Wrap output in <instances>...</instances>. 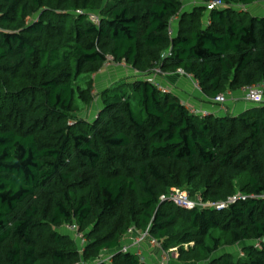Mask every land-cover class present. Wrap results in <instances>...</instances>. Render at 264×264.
Here are the masks:
<instances>
[{
    "label": "trees",
    "instance_id": "obj_1",
    "mask_svg": "<svg viewBox=\"0 0 264 264\" xmlns=\"http://www.w3.org/2000/svg\"><path fill=\"white\" fill-rule=\"evenodd\" d=\"M186 1L0 0V264H109L106 251L111 264H153L119 251L131 228L177 249L179 264H264V107L195 115L148 80L181 69L216 108L264 83V16ZM109 58L137 75L98 92ZM97 98L94 121L78 114ZM172 188L240 198L185 210L161 201ZM73 224L82 253L61 231Z\"/></svg>",
    "mask_w": 264,
    "mask_h": 264
},
{
    "label": "built area",
    "instance_id": "obj_2",
    "mask_svg": "<svg viewBox=\"0 0 264 264\" xmlns=\"http://www.w3.org/2000/svg\"><path fill=\"white\" fill-rule=\"evenodd\" d=\"M199 0H191L190 3L194 5H199ZM208 13H210L213 10L223 9L224 7H235L241 11H247L248 7L243 5H227L224 2L220 0H213L208 3L203 4ZM183 11V10H182ZM94 20L95 18L92 17ZM180 15L175 16L171 19L168 27V34L170 38L172 39L175 36L177 24L179 22ZM168 57L171 56V52L167 53ZM109 65L113 64V59L109 58ZM122 66H125V63L120 64ZM164 75V72L158 67L153 70L154 77L149 78L148 80L153 82L158 86L160 90L163 92H170L169 89L165 88L161 83L158 81L160 75ZM178 75L187 77L193 81V84L197 90L200 91V86L196 80L191 75H187L183 70H178ZM156 76H158V79H156ZM244 100L248 103H252L254 105L258 106H264V83H261L259 85H250L246 86L241 89ZM233 98V93L228 92L227 94H221L217 98L213 100V103L217 104L219 112L222 111V113L228 112L227 103L229 99ZM190 112L195 115H201V116H208L213 114L212 112L204 109H197L196 107H189ZM239 196H235L232 198H229L227 201H221V202H204L202 198L199 196V198L194 199L191 197V195L180 188H172L169 193L162 196L161 201L162 202H168L172 203L173 205L185 209V210H194V209H214V210H224L230 207V205L236 203L238 201ZM264 199V196L261 197ZM65 229L73 235V237L76 239V241L79 243L80 246V252L82 253L84 250V247L86 246V239L83 232L80 231L79 227L75 224L65 226ZM136 229L131 228L127 231L124 238H122V247L119 250L122 253H134L137 256L141 258L143 262L146 263L144 251H143V244L146 243L151 249L158 248L161 252V257L157 262L159 264H172V252H177V249H171L169 251L163 250L160 243L152 238L149 234V232L140 233L136 231ZM135 233V234H134ZM114 252L106 251L104 252L103 256L100 258V260L104 263L111 264L114 259ZM76 264H95V263H85V261L82 259L79 263ZM150 264V263H146Z\"/></svg>",
    "mask_w": 264,
    "mask_h": 264
},
{
    "label": "crops",
    "instance_id": "obj_3",
    "mask_svg": "<svg viewBox=\"0 0 264 264\" xmlns=\"http://www.w3.org/2000/svg\"><path fill=\"white\" fill-rule=\"evenodd\" d=\"M190 6H191V3L189 1L186 4V9H188ZM250 10L253 11L254 16H259V17L264 16V2H260V3L249 6L248 11ZM166 79L169 80L170 84L174 86L173 88H169L170 91L171 92L174 91L178 96H180V98H182L181 101L185 103L188 107H196L197 109L208 110L215 114H218V113L224 114L222 113V111L219 112L218 107L216 108L213 104L211 103L207 104V103L202 102V100H200L202 98V93L195 88L193 81L191 79L184 77V76H180L177 73L176 74L167 73ZM164 80L158 79L161 85H163L165 88L168 89L167 80L166 81ZM192 93H194L195 95L192 96ZM188 94H190V96ZM226 106L228 109H230V112H233L236 115H239L247 110L259 107L258 105H254L252 103L246 102L244 100V95L242 91L233 93V98L228 100V103Z\"/></svg>",
    "mask_w": 264,
    "mask_h": 264
},
{
    "label": "rangeland",
    "instance_id": "obj_4",
    "mask_svg": "<svg viewBox=\"0 0 264 264\" xmlns=\"http://www.w3.org/2000/svg\"><path fill=\"white\" fill-rule=\"evenodd\" d=\"M189 1H191V0H187L186 2H184V6L189 2ZM194 6H196V5H194L193 3L191 4V6L189 7V9H187V10H190V8L191 7H194ZM184 10V9H183ZM249 14L251 15V16H254V14H253V11H249ZM112 65V64H111ZM118 66H120L121 68H126V70H121V69H119V68H116V67H118ZM112 67H115V68H113L112 70H110V66L107 68V69H104L102 72H101V77H100V79H99V84H98V86H97V91L98 92H100V91H102V90H104V89H106V87H108V86H111V85H113V84H115V83H117V82H120V81H122L123 79H127L129 76H134V75H137V72L135 73V72H133L132 71V69L129 67V66H127V65H125V66H122V65H116V66H113L112 65ZM149 75V74H148ZM150 75L151 76H149V78H151V77H154V75H153V72L152 73H150ZM156 79H158V76H156ZM159 79H162V80H164V81H166L167 79H166V73H164V75L162 74V75H160L159 76ZM121 83V82H120ZM119 83V84H120ZM165 83V82H164ZM167 83H168V86L167 85H165V86H167L168 87V89L169 88H173L174 86L173 85H171L170 84V82H169V80H167ZM119 84H117V85H119ZM169 91H170V89H169ZM199 91V90H198ZM101 104V102L99 101V98H97V103L95 104V105H93V109L92 110H90V111H88V112H86V111H84V112H86V113H84V112H79L78 114H81V116L83 117V116H85V115H87L88 114V117H89V119H90V121L92 122V121H94V119H95V117L97 116V111H98V106ZM260 108L261 107H264V106H259ZM258 107V108H259ZM84 110V109H83ZM71 123H73V122H71ZM182 189V188H181ZM184 191H186V192H188L189 193V191L187 190V189H183ZM190 194V193H189ZM199 196L200 195H197V196H191L192 198H194V199H197V198H199ZM61 231H63L64 233H68L67 232V230L66 229H63V230H61ZM71 233V232H70ZM135 233H136V231H135ZM134 233V234H135ZM69 234V233H68ZM146 243H144L142 246L144 247V249H143V251L144 252H146V253H151L150 252V248L147 246V244L145 245ZM150 249V250H149ZM232 252V253H236V250L234 249V248H230L229 250H227V252ZM224 253V252H223ZM220 254H222V253H220ZM219 254V255H220ZM145 260H146V262H153V264H159L158 262H157V259L159 260L160 259V257H161V252H160V250L159 249H157V251H155V256H152V259L154 258V260L155 261H150L151 260V256H147L146 254H145ZM157 258V259H156ZM171 260H172V264H179L178 262H177V252H172V258H171ZM152 264V263H151Z\"/></svg>",
    "mask_w": 264,
    "mask_h": 264
},
{
    "label": "clouds",
    "instance_id": "obj_5",
    "mask_svg": "<svg viewBox=\"0 0 264 264\" xmlns=\"http://www.w3.org/2000/svg\"><path fill=\"white\" fill-rule=\"evenodd\" d=\"M200 1V0H199Z\"/></svg>",
    "mask_w": 264,
    "mask_h": 264
}]
</instances>
